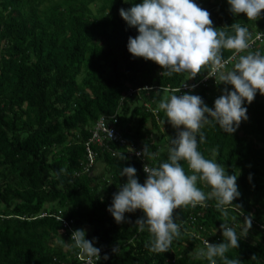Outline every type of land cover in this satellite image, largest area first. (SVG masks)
I'll return each mask as SVG.
<instances>
[{
	"label": "trees",
	"instance_id": "obj_1",
	"mask_svg": "<svg viewBox=\"0 0 264 264\" xmlns=\"http://www.w3.org/2000/svg\"><path fill=\"white\" fill-rule=\"evenodd\" d=\"M141 2L0 0V264H86L78 250L56 243H71V233L78 229L100 249L96 264H209L195 253L205 240L223 242V218L215 200L206 201L207 207L175 210L181 235L165 253L146 247L151 236L135 225L142 210L125 213L126 222L119 224L107 210L113 194L127 182V176L119 175L123 168L134 167L141 184L147 178L141 159L128 155V148L142 152L147 145L158 153L155 158L142 156L150 167L167 162L169 139L177 132L158 110L160 99L209 71L202 68L194 78L188 72L166 76L156 63L128 52V38L138 31L119 10ZM194 2L210 13L215 28L231 33L230 25L239 22L252 37L264 33V10L251 21L243 13L233 15L227 0ZM249 51L264 55V43ZM231 55L223 50L225 59ZM207 83L175 94L198 95L214 108L225 88L233 90L218 77L214 87ZM242 106L247 119L236 131L229 135L215 122L205 125L201 131L206 141L199 143L197 134L198 150L211 158L217 149L215 161L227 174L237 175L240 196L232 203L240 211L230 209L236 219L229 223L238 234L245 217H252V233L226 256L240 264H264V95L257 91L253 102ZM100 117L107 124L115 121L124 139V145L107 143L117 155L88 142ZM147 123L154 131L161 126L165 131L153 138ZM121 154L125 159L120 160ZM180 163L191 174L187 163ZM197 186L210 191L203 182ZM217 264H222L219 258Z\"/></svg>",
	"mask_w": 264,
	"mask_h": 264
},
{
	"label": "clouds",
	"instance_id": "obj_2",
	"mask_svg": "<svg viewBox=\"0 0 264 264\" xmlns=\"http://www.w3.org/2000/svg\"><path fill=\"white\" fill-rule=\"evenodd\" d=\"M227 3L233 15L243 13L251 21L259 19L264 10V0H227ZM119 15L138 31L127 43V50L133 57L156 63L166 70L163 73L166 76L188 72L190 78H194L202 68L208 67L211 73L208 76L218 77L219 83L230 84L233 90L225 88L215 99L214 108L206 106L198 95H176L180 88L161 98L158 110L165 112L167 122L174 128L183 126V130L169 139L167 162L156 167L144 166L147 178L143 184L135 178L134 167L123 168L119 175L127 176V182L113 194L107 210L118 224L126 222L125 213L142 210L144 215L135 225L139 232H149L151 240L146 247L154 253H165L181 235L182 225L174 218L175 210L198 205L207 207L206 201L215 200L214 207L223 218L220 224L223 242L211 244L205 240L204 248L197 250L195 257L207 259L209 264H217V258L222 264H240L237 259H229L226 253L236 249L239 239L247 235L252 217L250 214L245 217L239 234L229 223L230 219H236L230 217V209L240 211V206L232 203L240 196L237 175L227 174L225 167L215 161L217 149L212 150L211 158H205L198 150L197 134L199 143H204L206 137L201 129L215 122L223 132L231 135L247 119L244 102L251 104L257 91L264 95V55L249 51L252 33L247 26L235 22L230 25L231 33L224 27L215 28L210 13L194 0H142L127 10L121 8ZM260 35H263V42L255 48L264 43V33L257 38ZM223 50H231V57L225 59ZM230 61L235 63L227 70ZM127 151L134 152V149ZM135 154L149 158L158 155L150 152L147 145ZM122 159H125L123 154L120 155ZM182 160L191 174L181 165ZM198 182H203L210 191H203L197 186ZM56 243L69 250H78L87 264H96L100 259V249L93 246V241L85 239L84 230H74L71 243L61 239ZM255 258L254 255L252 259Z\"/></svg>",
	"mask_w": 264,
	"mask_h": 264
},
{
	"label": "built area",
	"instance_id": "obj_3",
	"mask_svg": "<svg viewBox=\"0 0 264 264\" xmlns=\"http://www.w3.org/2000/svg\"><path fill=\"white\" fill-rule=\"evenodd\" d=\"M258 34H260V33H257V34H255L252 37V42H251L250 49L255 48L257 45H259V44H261L263 42V35H260L259 38H257ZM256 42H257V45L255 46L254 44ZM210 74L211 73H210V69H209V71L206 74L203 75V77L201 78L200 81L197 80L195 82H192L189 85L182 84L181 87H179V88H180V90H191V89L197 87L199 85V83H205V82H209V81H214L215 82V77L208 76ZM105 120H106L105 117H100L96 121V123L94 124V126H93V128L91 130L90 138H89L88 142L89 143H94V144H96L98 146H101V147L103 146L105 149L108 148V144L107 143H113V142L115 143L116 142L119 145H124L123 137L121 136L119 130L114 126V122L115 121H113L112 124H107ZM109 150H111V153L113 155H117V153H118L117 151H113L112 149H109ZM139 152H141L140 149H134V152H128V155L133 156L135 158H140L141 161H142V169H144V166L147 163H144L142 155L138 156V155L135 154V153H139ZM87 157L89 158V161L91 162L92 161V157H93V153L88 147H87ZM147 166H149V165L147 164ZM217 241L218 240H216V242ZM78 257H79L80 260H84V262L87 264L86 258L82 259V257H80V255H79V253H78ZM62 264H64V263H62Z\"/></svg>",
	"mask_w": 264,
	"mask_h": 264
},
{
	"label": "rangeland",
	"instance_id": "obj_4",
	"mask_svg": "<svg viewBox=\"0 0 264 264\" xmlns=\"http://www.w3.org/2000/svg\"><path fill=\"white\" fill-rule=\"evenodd\" d=\"M207 83V82H206ZM207 84H209V86H211V87H214V84H215V82L214 81H209V83H207ZM164 96H167L166 94H164ZM146 128L148 129V131L150 130V134H151V137H155L156 136V134H158V133H163L165 130H164V128L161 126L159 129H158V131H154V129L153 128H151L150 126H149V123H147L146 124ZM183 130V126H181L180 128H174V133H178L179 131H182ZM169 139V137L167 136V137H165L164 138V140H168ZM96 179H98V178H96ZM99 180V179H98ZM237 226V225H236ZM240 228V227H239ZM252 231H253V228L251 227L249 230H248V232H250V233H252Z\"/></svg>",
	"mask_w": 264,
	"mask_h": 264
}]
</instances>
